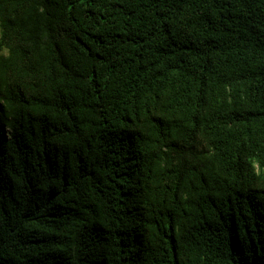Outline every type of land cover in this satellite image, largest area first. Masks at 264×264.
<instances>
[{
	"label": "trees",
	"instance_id": "trees-1",
	"mask_svg": "<svg viewBox=\"0 0 264 264\" xmlns=\"http://www.w3.org/2000/svg\"><path fill=\"white\" fill-rule=\"evenodd\" d=\"M0 264H264V0H0Z\"/></svg>",
	"mask_w": 264,
	"mask_h": 264
}]
</instances>
